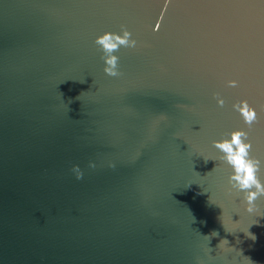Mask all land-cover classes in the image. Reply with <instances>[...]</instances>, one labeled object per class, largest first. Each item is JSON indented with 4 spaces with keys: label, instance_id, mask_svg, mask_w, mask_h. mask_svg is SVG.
<instances>
[{
    "label": "water",
    "instance_id": "water-1",
    "mask_svg": "<svg viewBox=\"0 0 264 264\" xmlns=\"http://www.w3.org/2000/svg\"><path fill=\"white\" fill-rule=\"evenodd\" d=\"M236 130L264 184V0H0V264H264Z\"/></svg>",
    "mask_w": 264,
    "mask_h": 264
},
{
    "label": "clouds",
    "instance_id": "clouds-1",
    "mask_svg": "<svg viewBox=\"0 0 264 264\" xmlns=\"http://www.w3.org/2000/svg\"><path fill=\"white\" fill-rule=\"evenodd\" d=\"M129 36L130 33L126 30L122 37L112 32H105L102 36L97 37L96 42L102 45L106 52L111 53L117 49L118 44L129 45ZM131 46H135V41H131ZM117 62L118 57L116 56L106 57L104 72L109 76L120 75V72L117 70ZM236 83V81L229 82L230 86H236ZM218 103L222 106L224 101L221 99ZM233 107L242 114L245 123L249 127L257 120L256 111L249 106L247 101H240L239 105H233ZM246 140L247 133L242 130H236L232 132L230 141L217 142L216 146L226 154V161L233 169V175L229 178V182L233 187L238 186L239 191L244 192L247 211L252 212L255 207L254 201L258 197L264 196V184H261L257 178L260 161L250 158L249 150L252 145L250 142H245ZM90 166L94 167L95 165L90 164ZM73 171L76 173L77 179L82 178V173L78 166H74ZM252 238L254 239L255 237L253 236Z\"/></svg>",
    "mask_w": 264,
    "mask_h": 264
}]
</instances>
